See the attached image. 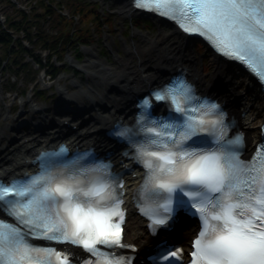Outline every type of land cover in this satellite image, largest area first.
I'll use <instances>...</instances> for the list:
<instances>
[{"label": "snow or ice", "instance_id": "obj_1", "mask_svg": "<svg viewBox=\"0 0 264 264\" xmlns=\"http://www.w3.org/2000/svg\"><path fill=\"white\" fill-rule=\"evenodd\" d=\"M135 3L165 9L162 15L178 18L184 31L205 36L264 83V0ZM151 95L168 102V115L153 116L144 97L134 125L113 130L145 169L134 198L150 228L165 226L184 211L197 216L200 225L190 264H264V154L242 160V135L228 138L226 113L196 95L183 77ZM259 148L264 150V144ZM66 151L60 146L41 153L34 175L0 180V212L12 221L0 219V264H93L70 260L34 239L81 247L95 264H131L130 256L115 251L134 247L124 242L123 181L91 153L65 161L61 154ZM180 251L161 245L154 264H176Z\"/></svg>", "mask_w": 264, "mask_h": 264}, {"label": "rangeland", "instance_id": "obj_2", "mask_svg": "<svg viewBox=\"0 0 264 264\" xmlns=\"http://www.w3.org/2000/svg\"><path fill=\"white\" fill-rule=\"evenodd\" d=\"M13 1L15 3V7H13L12 4L9 3V0H0V20H1L0 24L3 26H6L7 21L9 19L13 20L14 22H17L16 24L19 25L15 28H18V27L26 28V30H28L29 33L32 35L37 34V31H38L37 28L39 27L40 30H42V33L46 37L50 34V37L48 38H51V39L56 38L55 36H57V34L60 32V27H56V25L53 24L54 18L58 14L59 8L63 9L65 14L68 16L67 17L68 19L70 18L73 19V16L76 13L84 14L86 12L85 16H83L81 19L77 18V21L75 20L73 24H70L73 27H75V31H76V33H74V31L72 32V36L74 40L77 42V40L79 39L81 35L89 34V32H86L88 28L90 29L92 28L96 35L97 42L94 43L91 47H88V49L97 48V49H100V52H102L103 54H106L105 52H107L104 46V42L106 41H104L102 37L104 32L98 31V28H97L98 21L96 19V16L93 15V13L98 12V9H100V12L105 13L106 15V13H108V10L109 11L111 10L112 16L107 17V19L115 20L116 19L115 17L117 16L119 18H123V23L127 22L129 19L133 20L137 18L136 15L134 16V14L131 16H125V15L120 14L119 9H115L116 5H115V2L112 0H13ZM46 1H51V11L52 12L49 14L44 9V6L46 5L45 4ZM79 4H83L87 6L89 5L88 7L90 6H93V7H90L89 10L78 11L77 6ZM95 7H97L98 9ZM16 8L24 9L28 13L32 12L33 15H40V18L33 17L34 19L32 20L31 24L23 23L21 20L22 16L19 12L16 11ZM93 8H95V11H93ZM59 23H61V21ZM107 23L110 24L111 22L106 21L105 24ZM115 26H117L118 31L117 33L113 34V38H118V37L120 38V34L123 30L122 22L117 20V23L115 24ZM155 27H156L154 28L155 32L151 31V33L154 36H157L158 33L160 32L158 30L159 28L167 32L169 31L164 26H160L158 28V25L155 24ZM49 28H51V31H49ZM71 28H72L71 26L68 28V32H70ZM126 29L128 30V28ZM12 33L15 34L16 36H20L21 40H23V37H24L23 33L18 34L16 30H12ZM104 35H106V37L108 38L107 41L110 42L109 45L107 46H111L113 48L114 46L112 45V37H110L109 34H107L106 32ZM98 37L100 40L97 39ZM135 38L136 39H134V42L139 40L137 37ZM35 41L37 42V38L35 39ZM126 42L132 43L133 39L130 38V36L128 35V37L126 38ZM24 43L27 45L29 49H33L34 51L36 50L34 54L42 53L41 57H44L46 59V55L48 53L44 52L42 48L43 44L37 45L34 49L33 45L29 46L27 42H24ZM116 50L117 52L120 51L121 53H123L122 55H125L124 48L119 46V49L116 48ZM193 51L191 48V52L194 54ZM68 52H69V57H67L68 60L70 57L74 59V57L77 55L72 48H70ZM83 55L85 56L84 57L85 60L89 59L88 54L86 55V52H84ZM194 56L197 59V62L199 63V67H201V59H200L201 57L195 54ZM14 57H15V60L18 61V63L20 62V65L14 64L13 62H9L8 60H6L4 51L2 47L0 46V76L2 75L1 68H4L5 70H7V68L9 67V70L4 72V75L1 76V81H0V108L2 109V112H1L2 117L0 118V129L2 128L6 130L8 124L14 125L12 121L13 118L16 115L20 114L21 112L23 113L25 112L22 104L24 102L31 101V97L35 95V92L38 89L42 90L46 88L45 90L46 92L48 89V86H50L51 84H56V85L59 84L61 85L62 88L65 89L66 86L68 87L70 86V84H73V83H76V85L78 86H80V83H82V87L84 89L87 88V85H86L87 79L86 78L83 79L85 77L84 74H78L74 76L72 73V70H70L69 73H67V75L65 74L60 75L56 77L53 81H49V79L44 76L43 72L42 73L38 72L37 66L34 67L32 63H26V61L23 60L22 58V54L13 53L11 60H13ZM22 63H26L28 64V66L23 69L22 67H20ZM210 64L212 63H210V59H209V63L207 65L209 66ZM18 68H20L19 70L21 71V73L19 74L17 73ZM17 74L18 76H16ZM87 76H89V73L87 74ZM31 80L33 81V83L29 82ZM89 85L92 86V83L89 82ZM75 91L77 92L78 89ZM21 95H23V97H21ZM26 110H28V108Z\"/></svg>", "mask_w": 264, "mask_h": 264}, {"label": "bare ground", "instance_id": "obj_3", "mask_svg": "<svg viewBox=\"0 0 264 264\" xmlns=\"http://www.w3.org/2000/svg\"><path fill=\"white\" fill-rule=\"evenodd\" d=\"M115 2V5L119 8L121 14L131 16L133 14L132 7L127 0H112ZM151 35V34H150ZM140 36L141 45L138 47L137 42H133V44H125V49L127 52V61H121L116 66L115 64L108 65L105 62L99 60L98 56H94L93 50L90 51L89 59L85 61L81 68H83L87 73H89L88 79L94 85L93 89H88L83 92H76L71 98L77 100L79 103H91L94 105L97 102H108L112 108L119 109L122 108L131 97L132 94L139 92L148 87L147 82L143 79L144 77L154 79L159 77H163V69H159V67H163L168 62L175 60V64L179 62L187 61V63L191 64V67L194 68L197 65L196 60L192 57L193 53L191 52L190 45L186 41L180 42L177 39L176 33L174 32H165L160 31L156 38L152 35H136ZM142 40V41H141ZM138 42V43H139ZM129 49L136 51V56L138 62H134L132 59L133 56L129 53ZM117 59V55H116ZM185 63V64H187ZM171 66V65H170ZM224 65H219V68L216 69L215 75L212 76L208 81V87L210 85H219L226 83L230 89L232 94L230 98L235 97L237 100V96L235 93L237 88L242 89L244 86L242 84L238 85L234 79V73H226L223 69ZM193 71V70H192ZM190 70L191 75L195 77L198 81H202L200 77L199 71L197 68L194 69V72ZM217 79H222V82H218ZM203 82V83H206ZM248 87H252V83H248ZM110 90H114L109 93ZM117 98V103L113 102L110 96ZM110 97V98H109ZM252 102V101H249ZM241 102V107L243 110L247 111L250 106V103ZM255 105V103H254ZM256 109L248 110L246 115L247 119H249L252 115H255L256 118L259 116L258 107L255 105ZM2 109L0 108V118L2 117ZM252 118V117H251ZM21 159L19 157L15 158L11 163L7 162L3 164L0 168V173L10 172H18L21 170L20 164ZM134 179H131L130 182H134ZM134 232L135 236H140V225H137Z\"/></svg>", "mask_w": 264, "mask_h": 264}, {"label": "trees", "instance_id": "obj_4", "mask_svg": "<svg viewBox=\"0 0 264 264\" xmlns=\"http://www.w3.org/2000/svg\"><path fill=\"white\" fill-rule=\"evenodd\" d=\"M9 3L12 4L13 7H15V5L13 4L12 1L9 0ZM45 4L46 5L44 6V9L47 11L48 14L51 13L52 12L51 11V3L46 1ZM79 7H82V6L80 5ZM83 10H86V9H83ZM16 11L21 14V16H22L21 19H22L23 23L31 24L32 20L34 18H40V15H33L32 12L27 13L26 11L21 10L19 8H16ZM85 14H86V12L84 14H82V16H85ZM60 21H61V23H59ZM73 22H74L73 19L69 20L62 13L58 12V14L55 16L54 21H53V24H55L56 27L57 26L60 27V32H59L58 38L53 40V41L45 39L43 36V33L39 29L38 33L35 35V37L38 38L37 44H43L45 49L47 48L51 51H54L56 54H58L61 51L63 45L64 46H71V44L74 43L73 37L68 32V28L70 26H72L70 24H73ZM16 23L17 22H14L13 20L9 19L7 21L6 26H3L0 24V46L2 47V49L4 51L6 60H8L9 62H13L14 64L20 65V62L18 63V61L15 60V57L13 60H11L13 53L14 54H29L31 57H34V56L32 55L31 51L25 47L20 36H16L15 34H13V35L11 34L12 30H16L18 32V34L21 32H27L26 28H22V27L15 28V27L19 26ZM86 32H89V29H87ZM26 37L28 38V40L31 41L32 44L36 45V42L33 41L34 37L30 33H27ZM90 40H92L91 33L84 34V35H81L79 37V43L80 42L81 43H88ZM76 50L79 51L78 49H76ZM64 55H65V52L62 54V56H64ZM23 66H25V65H22L21 67H23ZM3 70H4V68H3ZM45 97L46 96H43V98H45Z\"/></svg>", "mask_w": 264, "mask_h": 264}]
</instances>
